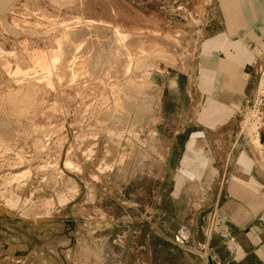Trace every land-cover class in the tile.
<instances>
[{
	"label": "rangeland",
	"instance_id": "obj_1",
	"mask_svg": "<svg viewBox=\"0 0 264 264\" xmlns=\"http://www.w3.org/2000/svg\"><path fill=\"white\" fill-rule=\"evenodd\" d=\"M7 1L0 264H141L140 247L150 243L142 234L167 213L185 140L173 136L182 120L167 81L186 82L178 71L204 35L208 3ZM263 67L256 65L236 132L257 157H264V97L256 103Z\"/></svg>",
	"mask_w": 264,
	"mask_h": 264
},
{
	"label": "crops",
	"instance_id": "obj_2",
	"mask_svg": "<svg viewBox=\"0 0 264 264\" xmlns=\"http://www.w3.org/2000/svg\"><path fill=\"white\" fill-rule=\"evenodd\" d=\"M205 2L204 35L178 71L186 82L167 81L185 140L141 264H264V157L236 140L264 63V0Z\"/></svg>",
	"mask_w": 264,
	"mask_h": 264
},
{
	"label": "built area",
	"instance_id": "obj_3",
	"mask_svg": "<svg viewBox=\"0 0 264 264\" xmlns=\"http://www.w3.org/2000/svg\"><path fill=\"white\" fill-rule=\"evenodd\" d=\"M147 71L149 73L160 72L158 69L154 68L153 66H147ZM261 81H262L263 85H262L261 93H259V87H260ZM263 97H264V67H263V70H262V73H261V76H260V80H259V83H258L257 97H256L257 106L261 105ZM257 115H258V113H257Z\"/></svg>",
	"mask_w": 264,
	"mask_h": 264
},
{
	"label": "bare ground",
	"instance_id": "obj_4",
	"mask_svg": "<svg viewBox=\"0 0 264 264\" xmlns=\"http://www.w3.org/2000/svg\"><path fill=\"white\" fill-rule=\"evenodd\" d=\"M7 2H8L7 0H0V9H2V6H4L5 4H7ZM55 57H56V60H58L59 56L57 54H55Z\"/></svg>",
	"mask_w": 264,
	"mask_h": 264
},
{
	"label": "water",
	"instance_id": "obj_5",
	"mask_svg": "<svg viewBox=\"0 0 264 264\" xmlns=\"http://www.w3.org/2000/svg\"><path fill=\"white\" fill-rule=\"evenodd\" d=\"M209 264H211V263L209 262Z\"/></svg>",
	"mask_w": 264,
	"mask_h": 264
}]
</instances>
